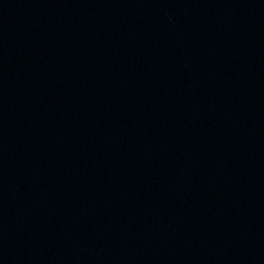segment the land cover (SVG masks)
<instances>
[{
  "label": "water",
  "instance_id": "95a60500",
  "mask_svg": "<svg viewBox=\"0 0 264 264\" xmlns=\"http://www.w3.org/2000/svg\"><path fill=\"white\" fill-rule=\"evenodd\" d=\"M0 264H264V0H0Z\"/></svg>",
  "mask_w": 264,
  "mask_h": 264
}]
</instances>
